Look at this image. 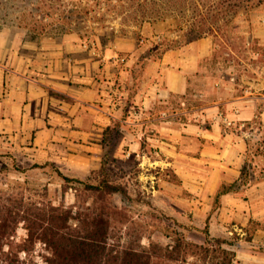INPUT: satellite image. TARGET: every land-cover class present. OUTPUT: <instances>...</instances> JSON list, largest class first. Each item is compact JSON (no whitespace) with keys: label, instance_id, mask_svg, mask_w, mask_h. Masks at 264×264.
Listing matches in <instances>:
<instances>
[{"label":"crops","instance_id":"crops-1","mask_svg":"<svg viewBox=\"0 0 264 264\" xmlns=\"http://www.w3.org/2000/svg\"><path fill=\"white\" fill-rule=\"evenodd\" d=\"M255 15L264 20V5ZM50 36L55 40L45 43L12 27L0 33V148L36 163L83 168L103 158L117 126L119 158L155 169L153 187L187 191L197 224L205 218L212 234L237 233L264 247L263 95L190 109L189 56L179 73L163 69L170 53L158 62L144 57L141 73L133 42L114 51L77 33ZM210 44H188L197 45L192 62L209 56ZM177 97L182 105L173 104Z\"/></svg>","mask_w":264,"mask_h":264},{"label":"rangeland","instance_id":"rangeland-1","mask_svg":"<svg viewBox=\"0 0 264 264\" xmlns=\"http://www.w3.org/2000/svg\"><path fill=\"white\" fill-rule=\"evenodd\" d=\"M33 1L9 0L5 8L1 3L0 14L7 12L10 18L7 24L0 19V33L12 27L13 34L23 32L30 40L40 37L45 43L55 40H51L50 33L56 39L77 33L91 41L93 47L96 43L114 51L119 44L133 42L137 47L135 52L141 56L138 63L142 67L137 69L141 73L145 71L144 57L158 62L170 53L169 62L163 69L179 73L186 67L184 62L187 61L182 60L183 57L189 56V90L184 107L190 109L251 93L264 96V20H256L258 8L248 13H244V8H238L241 13L236 16L227 0H35L41 10L52 9L54 12L51 19L40 22L38 15H34V19L28 15L34 7L37 9L32 5ZM20 11L26 15L19 19ZM15 24L27 27L20 28ZM199 25L225 27L231 30L230 39L206 36L211 42L209 56L192 62L198 52L197 45L187 46L182 35L183 31ZM66 26L67 31L63 32ZM44 27H47L44 32L34 30ZM173 104L182 105V100L177 97ZM115 130L117 133L111 130L113 138L105 145L103 158L96 161L97 164L83 168L59 166L53 162L36 163L26 160L15 150L0 148V189L23 191L33 199L71 206L76 202L77 190L75 187L66 190L64 177L93 184L108 181L128 190L131 200L126 205L130 216L148 227L149 236L144 239V244L148 245L151 238L167 245L171 242L169 235L174 231L203 243L210 229L205 218L197 224L194 206L189 204L191 195L183 190L161 189L158 183L153 187L149 174L155 169L139 166L135 157L120 159L121 134L119 127ZM145 141V137L140 140L143 149H146ZM168 176L169 181L179 183L174 174ZM25 234L21 227L19 238ZM210 234L228 242L226 246L237 254L235 264H264V247L241 241L237 233L227 235L226 231H217Z\"/></svg>","mask_w":264,"mask_h":264},{"label":"trees","instance_id":"trees-1","mask_svg":"<svg viewBox=\"0 0 264 264\" xmlns=\"http://www.w3.org/2000/svg\"><path fill=\"white\" fill-rule=\"evenodd\" d=\"M9 0H0L4 8ZM38 2V0H37ZM34 0L32 5L36 6ZM238 16V8L248 13L264 5V0H227ZM37 7V6H36ZM38 6L28 12L40 22L53 17L52 9L43 11ZM37 11V12H36ZM25 12V11H24ZM3 13V14H2ZM3 24L9 13L2 12ZM19 16L22 17L23 11ZM18 13V14H19ZM20 19V18H19ZM37 21V19L35 20ZM1 24V23H0ZM14 25V24H13ZM16 25V24H15ZM27 27L23 25H16ZM65 26V25H64ZM48 26V30H49ZM47 27L35 31L44 32ZM66 29V30H65ZM67 26L63 27V32ZM185 44L206 36L230 39L231 30L225 27L192 26L183 31ZM62 33V32H61ZM250 178V172L245 173ZM65 189L75 187L76 202L41 201L26 196L23 191L0 189V264H235L237 254L228 248V242L206 233L199 243L184 233L172 232L167 245L153 241L144 244L148 227L133 220L127 205L131 200L122 185L103 181L93 184L80 179L64 177ZM228 189L224 188L222 192ZM120 202L124 203L120 205ZM26 231L19 238V229Z\"/></svg>","mask_w":264,"mask_h":264}]
</instances>
